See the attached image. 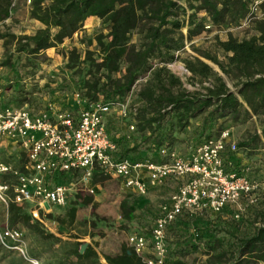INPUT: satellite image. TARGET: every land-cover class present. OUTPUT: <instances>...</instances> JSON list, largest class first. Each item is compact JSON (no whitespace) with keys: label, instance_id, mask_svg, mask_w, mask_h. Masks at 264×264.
I'll use <instances>...</instances> for the list:
<instances>
[{"label":"trees","instance_id":"1","mask_svg":"<svg viewBox=\"0 0 264 264\" xmlns=\"http://www.w3.org/2000/svg\"><path fill=\"white\" fill-rule=\"evenodd\" d=\"M12 3L13 0H0V22L9 17ZM228 12H234L237 18L245 17L248 1L30 0L29 16L42 27L33 34L0 32V39L4 51L24 54L28 61L24 66L34 73L37 65L30 57L57 47L79 30L85 19L97 17L107 27L106 34L95 36L99 53L94 55L87 50L81 59L72 48L61 70L75 77L67 84L82 97L83 107L99 100L112 105L122 103L127 95H134L135 102L128 105L129 113L123 118L127 126L133 125L139 144L127 148L122 141L110 137L117 146L118 157H127L133 162L158 161L160 148L171 150L179 145L177 133L198 116H202V125L206 128L228 117L261 116V133L237 143V150L251 154L259 139L264 138V18L256 20V33L250 37L238 39L230 34L225 40H218L222 59L209 51L201 54L205 60L182 58L189 73L186 83L192 88L186 87L180 76L167 67L179 59L185 44L204 30L206 18L218 25L224 22ZM200 13L205 15L200 16ZM134 31L138 38L132 42ZM11 56L9 53L0 65L15 69ZM7 91L11 92L8 100H0V105L33 104V91L25 86L21 74L16 73L15 79L6 84L0 83V97ZM78 110L74 108L72 112ZM217 128L215 136L220 133L221 124ZM106 131L108 133L107 126ZM215 136L207 133L195 140L194 145ZM229 157L235 159L234 154ZM139 202L133 199L120 203L125 223L138 220L135 211L142 207ZM230 214V209L226 208L222 214L211 218L209 216L213 215L206 213L185 216L173 223L168 228L172 233L205 228L213 234L197 240L191 235L193 239L185 242L176 239L171 247L168 244V264H184L183 258L196 252L205 257L201 264H262L264 225L256 227L254 223L257 219L264 221V210L258 205L249 207L246 216L238 220L232 219ZM30 216L25 205L12 203L8 207L10 226L18 222L28 224ZM206 221L210 222L204 225ZM240 230H248V233H240ZM222 232L224 235H218ZM70 254L84 260L88 250L80 253L75 248ZM105 259L108 264H144L129 247Z\"/></svg>","mask_w":264,"mask_h":264},{"label":"built area","instance_id":"2","mask_svg":"<svg viewBox=\"0 0 264 264\" xmlns=\"http://www.w3.org/2000/svg\"><path fill=\"white\" fill-rule=\"evenodd\" d=\"M247 1L251 19L264 0ZM113 107L122 117L129 113L125 102L112 105L101 100L76 113L51 106L35 110L26 104L0 105V146L14 145L23 159L14 165L0 157V205L6 217L0 225V244L4 248L22 251L23 234L7 220L10 204L27 205L29 214L40 219L41 212H49L52 206L65 207L95 174L120 179L139 200L150 190L164 189L169 179L178 181L173 191L158 195L156 204L147 209L154 215L151 225L127 235V246L144 264H168L167 231L179 219L214 216L228 208L231 218L238 220L260 201V182L248 175V166L235 161L237 142L228 130L201 140L185 154L162 147L158 161L133 162L116 155L117 146L106 131V115ZM128 127L134 130L133 125ZM254 225L263 226L264 221L257 219Z\"/></svg>","mask_w":264,"mask_h":264},{"label":"rangeland","instance_id":"3","mask_svg":"<svg viewBox=\"0 0 264 264\" xmlns=\"http://www.w3.org/2000/svg\"><path fill=\"white\" fill-rule=\"evenodd\" d=\"M29 6L30 0H13L9 17L0 22V32L33 34L41 28L42 25L29 16ZM199 15L205 14L200 13ZM261 18H264V5L251 19H248V12L243 18H237L234 12H228L224 22L218 25L211 24L206 18L204 30L187 42L183 51L179 53V59L168 64L167 67L180 76L186 87L192 88L186 83L189 73L184 67L182 58L198 57L205 60L201 54L204 51H209L222 59L223 52L217 47V41L225 40L230 34L238 39L254 35L256 33L255 22ZM183 32H186L185 28ZM100 33H107L106 24L101 19L93 16L85 19L81 28L70 38L64 39L57 47L30 57V61H34L37 65L34 73L29 72V68L24 66L28 63L26 56L24 54L17 55L13 51H4L2 39H0V63L9 53L12 54V61L15 62V69L0 65V83L6 84L10 80H14L16 73H19L23 77L25 86L33 91L31 95L33 104L28 106L35 110H44L50 106L54 110L81 109L84 106L82 97L80 95L76 97L71 86L67 84V81L75 79V77L71 76L70 72L61 69L65 67L69 50L72 48L76 49L75 52L81 59L88 52L87 50L97 55L99 50L95 36ZM137 38L138 33L134 31L131 41L135 42ZM214 68L217 69L216 66ZM10 93L7 91L0 97V100L7 101ZM123 102L132 105L135 102L134 95H127ZM106 120L109 137L122 141L127 148L139 144V137L129 129L116 107L110 109ZM219 122L221 124L220 131L228 130L232 139L237 143L246 140L254 133L260 134L262 129L261 116L252 115L247 118L240 116L238 119L228 117L207 128L202 125V116H198L191 119L189 125L182 132L177 133L181 142L175 149L181 154H185L194 146L195 140L203 135L213 133L215 136V130L220 125ZM140 147L143 148V145ZM137 151L139 149L135 150V152ZM19 154L14 145L2 143L0 146V157L14 165L23 160L21 156L18 158ZM236 159L242 167H249L248 175L250 177L260 182L262 190L257 205L264 210V138L259 139L251 154L238 150ZM58 182L62 183L63 181ZM166 184L164 189L152 190L148 195L167 194L174 190L178 181L169 179ZM80 186L81 189L71 195L65 207L52 206L49 212H41L40 219L30 216L28 224L18 222L16 227L23 234L20 240L22 251L7 249L0 244V264H35L34 262H38V264H108L105 256L117 255L122 248H127V235L130 232L151 225L154 215L145 209V203L148 204L146 198L140 200L139 204L142 207L135 211V215L138 217L136 223H125L120 213V203L125 200L133 201L137 198L121 184L120 179L96 174V177L93 176L90 181ZM90 188L93 189V192L89 191ZM149 205H153V202L151 201ZM25 207L28 210V206L25 205ZM72 209H74L73 214ZM211 217L214 216H209V218ZM5 220L3 207L0 205V225L4 224ZM209 222H204V225ZM244 232L248 233V230H240V233ZM211 234L213 231L205 228H191L190 233L168 231L167 240L170 246L176 239L185 242L193 237L196 240L205 239ZM218 235H224V233ZM83 244L86 245L84 251L88 250L87 258L80 260L74 254H70L75 248L80 249ZM204 258L200 252H196L186 255L183 261L184 264H201Z\"/></svg>","mask_w":264,"mask_h":264},{"label":"crops","instance_id":"4","mask_svg":"<svg viewBox=\"0 0 264 264\" xmlns=\"http://www.w3.org/2000/svg\"><path fill=\"white\" fill-rule=\"evenodd\" d=\"M48 49H50V48H48ZM48 49H46L45 51L47 52L48 51ZM55 61H56V59H54ZM150 191H152V190H150ZM130 192V191H129ZM150 193V192H149ZM148 193V194H149ZM146 195L145 196V198H146V200H148V205L145 207V209L147 210L148 208H151L150 206H153V205H155L156 204V202L158 201V195L157 196H149V195ZM151 201L153 202V205H149V203L151 204Z\"/></svg>","mask_w":264,"mask_h":264},{"label":"water","instance_id":"5","mask_svg":"<svg viewBox=\"0 0 264 264\" xmlns=\"http://www.w3.org/2000/svg\"><path fill=\"white\" fill-rule=\"evenodd\" d=\"M85 247H86L85 244L81 245L80 246V249H79V252L82 253L84 251Z\"/></svg>","mask_w":264,"mask_h":264}]
</instances>
